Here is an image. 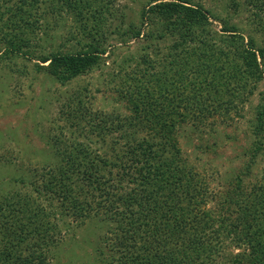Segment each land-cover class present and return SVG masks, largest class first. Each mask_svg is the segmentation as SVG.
Listing matches in <instances>:
<instances>
[{"label":"trees","instance_id":"obj_1","mask_svg":"<svg viewBox=\"0 0 264 264\" xmlns=\"http://www.w3.org/2000/svg\"><path fill=\"white\" fill-rule=\"evenodd\" d=\"M113 1L0 0V61L22 57L60 84L97 65L109 35L141 40L119 72L128 112L92 109L74 94L62 111L67 126L50 135L54 153L28 179L13 177L26 189L0 195V264H49L61 231L92 215L109 225L99 264H264V168L250 187L237 176L210 206V180L174 137L182 123L241 117L264 79V48L234 24L212 28L190 0H146L137 21ZM246 1L264 35V0ZM63 11L87 39L43 51L39 41L52 36L40 22ZM251 125L263 133L262 93Z\"/></svg>","mask_w":264,"mask_h":264},{"label":"rangeland","instance_id":"obj_2","mask_svg":"<svg viewBox=\"0 0 264 264\" xmlns=\"http://www.w3.org/2000/svg\"><path fill=\"white\" fill-rule=\"evenodd\" d=\"M145 2L114 0L113 8L122 10L126 20L137 21L140 7ZM190 2L199 3L208 10L212 28H220L222 20L234 24L245 39L251 38L255 46L264 48V35L257 29L253 8L246 0ZM76 19L72 12L63 11L56 16L48 13L40 23L46 25L52 39L36 40L43 51L55 47L73 50L83 46L87 38ZM140 41L129 39L124 42L109 35L105 40L106 52L99 63L64 84L44 72H35L32 63L22 57L0 61V195L26 189L27 184L22 186L19 181H13V177L22 175L28 179V169L41 167L47 161L45 157L54 153L50 135L57 133L59 127L67 126L69 121L62 111L68 109L65 101L74 94L78 93L84 104L92 109L128 112L119 92V72L124 73L121 67L125 62L132 65L134 60L129 55L136 51ZM261 93L264 94V79L242 104L241 117L224 122L212 120V123L208 119L200 125L182 123L174 131L182 157L194 163L210 180L214 189L210 206L221 200L220 194L235 186L237 176L242 177L241 183L246 187L261 179L264 146L258 151L253 146L258 139L264 144V131L256 135L251 125ZM71 106L75 104L71 103ZM246 164L249 173L243 176ZM107 223L93 215L82 221L72 220L51 248L49 264H99V253L106 250L102 246V251H98L109 230Z\"/></svg>","mask_w":264,"mask_h":264}]
</instances>
